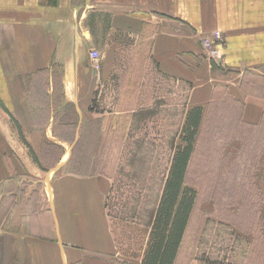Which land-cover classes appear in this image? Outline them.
<instances>
[{
    "label": "crops",
    "instance_id": "0c3cea01",
    "mask_svg": "<svg viewBox=\"0 0 264 264\" xmlns=\"http://www.w3.org/2000/svg\"><path fill=\"white\" fill-rule=\"evenodd\" d=\"M216 31L224 42L212 60L200 38ZM128 45L144 48L139 59L131 57L147 69L144 78L158 77L180 91L183 100L171 116L183 121L191 108L201 107L205 115L225 102L239 111L238 125L264 122V0H0V264L141 263L142 253L118 257L106 213L109 179L60 173L72 146L47 172L32 157L39 156L43 141L60 144L52 133L54 97L81 120L109 85L115 53ZM92 50L103 57L96 71ZM54 66L60 76L55 89ZM43 70L49 72L48 113L37 115L34 124L27 93L31 78ZM145 86L132 85L136 98ZM163 107L154 97L130 114H157Z\"/></svg>",
    "mask_w": 264,
    "mask_h": 264
},
{
    "label": "rangeland",
    "instance_id": "374dc122",
    "mask_svg": "<svg viewBox=\"0 0 264 264\" xmlns=\"http://www.w3.org/2000/svg\"><path fill=\"white\" fill-rule=\"evenodd\" d=\"M139 50L144 48L128 45L123 53H115L109 85L100 89L90 113L80 120L84 130L71 163L65 166L66 159L62 161L69 146L64 141L55 143L60 149L45 144L47 158L36 156L42 172L62 161L60 173L83 171V176L110 180L106 213L118 257L123 253L138 256L144 250L147 229L134 218L159 193L184 122L171 116L173 106L183 100L180 91L158 77L156 82L144 78L142 72L147 69L141 61L131 60L135 54L138 58ZM102 60L100 56L99 65ZM139 81L146 85L145 94L136 98L131 88ZM148 84L155 96L147 93ZM154 97L162 99L165 109L145 118L132 117L131 112ZM60 104L52 133L59 120L75 119L74 113L69 114L71 108ZM238 114L225 102H217L203 115L186 179L198 198L178 264H191L193 259L192 264H264V122L244 127L238 125ZM42 116L46 118L45 111ZM170 131L171 140L166 142ZM59 136L70 139L72 134L63 128ZM34 186L42 189L39 183Z\"/></svg>",
    "mask_w": 264,
    "mask_h": 264
},
{
    "label": "trees",
    "instance_id": "16d2710c",
    "mask_svg": "<svg viewBox=\"0 0 264 264\" xmlns=\"http://www.w3.org/2000/svg\"><path fill=\"white\" fill-rule=\"evenodd\" d=\"M51 71L52 84L55 89L60 76L55 66ZM48 73L47 70L40 71L36 73L29 82L27 96L30 106V116L34 124H36L37 115H42L43 111L48 113L49 104L46 94ZM60 103H62L61 97L57 99L55 96L54 112L59 109ZM70 113H74L75 119L70 121L66 119L59 120V123L54 127L55 137L60 141L68 142L69 146H72L65 166H68L74 158L75 147L82 139V132L84 130V128H82L84 124L79 120V116L74 108H71L69 114ZM153 115V111H143L134 113L132 117L145 118ZM202 118L203 111L201 107L191 108L186 113L183 127L178 135L180 144L173 148L174 154L162 187L155 196L154 202H152L151 205H149V202L146 203V206L149 208L139 212V222H142V226L149 229L146 231L147 240L145 248L142 251L140 264H174L176 261L198 198L197 190L187 185L186 179L195 150V143L200 133L203 121ZM63 128L70 129L72 134L70 139L59 136V132ZM45 144L60 149L57 144L45 141L40 148V158L43 156L45 159L48 156L46 154L47 150L45 149ZM32 157L39 166L41 159L35 155ZM58 162L59 161L54 162L55 164L45 171L47 172L53 169ZM69 173L83 176V171H70Z\"/></svg>",
    "mask_w": 264,
    "mask_h": 264
},
{
    "label": "built area",
    "instance_id": "2783aa9c",
    "mask_svg": "<svg viewBox=\"0 0 264 264\" xmlns=\"http://www.w3.org/2000/svg\"><path fill=\"white\" fill-rule=\"evenodd\" d=\"M224 42V35L220 32H213L208 37L200 38V45L205 55L212 59L216 60L218 58V53L216 50V45L222 44ZM99 53L95 50L90 51L89 53V61L92 64V68L94 71L98 70L99 68Z\"/></svg>",
    "mask_w": 264,
    "mask_h": 264
}]
</instances>
